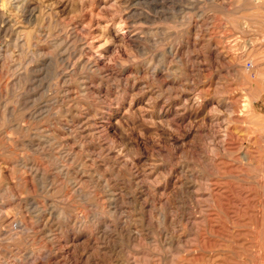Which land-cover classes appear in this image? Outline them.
Returning a JSON list of instances; mask_svg holds the SVG:
<instances>
[{"label":"rangeland","instance_id":"obj_1","mask_svg":"<svg viewBox=\"0 0 264 264\" xmlns=\"http://www.w3.org/2000/svg\"><path fill=\"white\" fill-rule=\"evenodd\" d=\"M105 1L0 0V263L264 264V0Z\"/></svg>","mask_w":264,"mask_h":264},{"label":"bare ground","instance_id":"obj_2","mask_svg":"<svg viewBox=\"0 0 264 264\" xmlns=\"http://www.w3.org/2000/svg\"><path fill=\"white\" fill-rule=\"evenodd\" d=\"M90 1H91V0H90ZM106 1H107V0H106ZM106 1H105V2H106ZM131 1H132V0H131ZM151 1H152V0H151ZM123 2H124V1H123ZM125 2H127V0H126ZM244 2L246 3V1H244ZM86 3H88V1H87ZM245 3H244V4H245ZM106 4H107V3H106ZM122 4H123V3H122ZM109 6H110V5H109ZM120 6H121V5H120ZM246 6H247V5H246ZM87 7H88V6H87ZM247 7H248V6H247ZM250 8H251V7H250ZM250 8H249V9H250ZM102 9H103V8H102ZM34 12H35V10H34ZM134 12H135V11H134ZM134 12H133V13H134ZM30 14H31V13H30ZM32 15H33V14H32ZM103 15H104V14H103ZM97 20H98V19H97ZM125 20H126V19H125ZM124 23H125V22H124ZM122 28H123V27H122ZM125 28H126V26H125ZM125 28H124V29H125ZM118 29H119V28H118ZM67 30H68V29H67ZM146 31H147V30H146ZM127 32H128V30H127ZM134 32H135V31H134ZM76 33H77V32H76ZM124 33H125V32H124ZM129 33H130V32H129ZM137 33H138V32H137ZM70 34H71V33H70ZM70 34H69L68 37H70ZM125 34H126V33H125ZM132 34H133V33H132ZM127 35H128V34H127ZM75 36L78 37L77 35H75ZM133 36L135 37L136 35H133ZM137 36H138V35H137ZM140 36H142V35H140ZM195 36H196V35H195ZM68 37H67V38H68ZM73 37H74V36H73ZM121 37H122V36H121ZM26 38H27V37H26ZM58 38H59V37H58ZM67 38H66V40L63 39L64 41L61 39L63 42H62V43L59 42V46H58V47H61V45H62V44L64 45V43L67 44V43L69 42ZM70 38H71V37H70ZM70 38H69V39H70ZM126 38H127V37H126ZM131 38H132V37H131ZM162 38H163V37H162ZM71 39H72V38H71ZM71 39H70V40H71ZM77 39H78V38H77ZM83 39H84V38H83ZM139 39H140V38H139ZM57 40H60V39H57ZM61 40H60V41H61ZM78 40H79V39H78ZM86 40H87V39H86ZM91 40H92V39H91ZM91 40H90V41H91ZM131 40H135V39H131ZM136 40H137V39H136ZM136 40H135V41H136ZM76 41H77V40H76ZM87 41H88V40H87ZM70 42H71V41H70ZM70 42H69V43H70ZM73 42H75V41H73ZM83 42H84V41H83ZM129 42H130V41H129ZM86 43H87V42H86ZM133 43H134V42H133ZM139 43H140L141 45H143V44L141 43V40H140ZM60 44H61V45H60ZM71 44H72V43H71ZM81 44H82V42H81ZM134 44H135V43H134ZM134 44H133V45H134ZM69 45H70V44H69ZM82 45H83V44H82ZM85 45H86V44H85ZM89 45H90V44H89ZM138 45H139V44H138ZM74 46H75V45H74ZM77 46H78V45H77ZM93 46H94V45H93ZM134 46H135V45H134ZM139 46H140V45H139ZM54 47H55V46H54ZM80 47H81V46H80ZM87 47H88V46H87ZM63 48H64V47H63ZM84 48H85V47H84ZM138 48H139V47H138ZM67 49H68V48H67ZM71 49H72V47H71ZM74 49H75V48H74ZM79 49H80V48H79ZM81 49H83V48L81 47ZM95 49H96V48H95ZM134 49H136V48H134ZM56 50H59V49L57 48ZM56 50H55V51H56ZM62 50H63V49H62ZM85 50L89 51V50H91V49L88 50V48H87V49H85ZM204 50H205V49H204ZM87 51L85 52V54L89 55V54L87 53ZM92 51H93V50H92ZM29 52H30V51H29ZM29 52H28V53H29ZM42 52H44V51H42ZM63 52H64V51H63ZM66 52H68V51H66ZM83 52H84V51H83ZM94 52H96V50H94ZM99 52H100V51H99ZM54 53H55V52H53V53H51V54H54ZM68 53H70V51H69ZM72 53H73V52H72ZM76 53H77V52H76ZM90 53H91V52H90ZM92 53H93V52H92ZM92 53H91V54H92ZM59 54L61 55V53H59ZM70 54H71V53H70ZM79 54H80V52H79ZM82 54H83V53H82ZM96 54H98V53H96ZM68 55H69V54H68ZM68 55H67V56H68ZM63 56H64V55H63ZM98 56H99V55H98ZM98 56H97V57H98ZM54 57H57V56H54ZM58 57H59V56H58ZM58 57H57V58H58ZM68 57H69V56H68ZM49 58H50V56H49ZM66 58H67V57H66ZM51 59H52V58H51ZM55 59H56V58H55ZM59 59H60V58H59ZM68 59H69V58H68ZM99 59H100V58H99ZM99 59H98V60H99ZM218 59H219V58H218ZM53 60H54V58H53ZM57 60H58V59H57ZM87 60H88V59H87ZM100 60H101V59H100ZM195 60H196V59H195ZM93 61H94V60H93ZM235 62H236V61H235ZM81 63H82V62H81ZM83 63H84V62H83ZM83 63H82V64H83ZM95 63H96V61H95ZM101 63H102V62H101ZM82 64H81V65H82ZM97 64H98V63H97ZM140 64H141V63H140ZM100 65H101V64H100ZM102 65H103V64H102ZM251 65H252V64H251ZM89 66H90V64H89ZM94 66H95V65H94ZM195 66H196V65H195ZM97 69H98V68H97ZM99 71H100V69H99ZM47 72H48V71H47ZM112 72H113V71H112ZM135 72H136V71H135ZM188 72H189V71H188ZM198 72H199V71H198ZM104 73H105V72H104ZM104 73H103V74H104ZM178 73H179V72H178ZM28 74H29V72H28ZM68 74H69V73H68ZM146 74H147V73H146ZM116 75H117V74H116ZM116 75H115V76H116ZM157 75H158V74H157ZM109 76H110V75H109ZM161 76H162V75H161ZM169 76H170V75H169ZM32 77H33V76H32ZM52 77H53V76H52ZM82 77H83V76H82ZM195 77H196V76H195ZM63 78H64V77H63ZM84 78H85V77H84ZM112 78H113V77H112ZM34 79H35V78H34ZM78 79H80V78H78ZM263 79H264V78H263ZM63 80H64V79H63ZM80 80H81V79H80ZM83 80H84V79H83ZM83 80H81V81H82V82H81V86H82ZM113 80H114V79H113ZM113 80H112V81H113ZM191 80H192V79H191ZM126 81H127V80H126ZM85 82H86V78H85ZM100 83H101V81H100ZM87 85H88V84H87ZM202 89H203V88H202ZM105 90H106V89H105ZM100 91H101V89H100ZM104 94H105V93H104ZM33 98H34V97H33ZM61 99H62V97H61ZM107 106H108V104H107ZM65 110H66V109H65ZM39 111H40V110H39ZM74 112H75V111H74ZM78 113H79V112H78ZM78 113H77V114H78ZM80 116H81V115H80ZM101 118H102V117H101ZM66 121H67V120H66ZM89 123H90V122H89ZM71 128H72V127H71ZM106 128H107V127H106ZM89 131H90V130H89ZM91 131H92V130H91ZM222 132H223V131H222ZM99 134H100V133H99ZM74 135H75V134H74ZM43 137H44V136H43ZM86 137H87V136H86ZM229 137H230V136H228V138H229ZM231 137H233V136H231ZM228 138H227V139H228ZM221 140H222V139H221ZM230 140H231V139H230ZM30 141H31V140H30ZM36 141H37V140H36ZM211 141H212V140H211ZM224 141H225V140H224ZM228 141H229V140H228ZM37 142H38V141H37ZM231 142H232V141H231ZM231 142H230V143H231ZM235 142H236V141H235ZM30 143H31V142H30ZM73 143H74V142H73ZM81 143H82V142H81ZM218 143H219V142H218ZM57 144H58V143H57ZM226 144H227V142H226ZM35 146H36V145H35ZM39 146H40V145H39ZM78 146H79V145H78ZM211 146H212V145H211ZM229 146H230V145H229ZM103 147H104V146H103ZM213 147H214V146H213ZM33 148H35V147L33 146ZM94 149H95V148H94ZM250 150H251V149H250ZM250 150H249V151H250ZM252 151H253V150H252ZM99 153H100V152H99ZM244 153H246V152H244ZM13 154H14V153H13ZM201 154H202V153H201ZM246 154H249V153L247 152ZM219 155H220V154H219ZM243 155H244V154H243ZM71 157H72V156H71ZM238 157H239V156H238ZM246 157H247V156H246ZM246 157H245V158H246ZM201 158H202V157H201ZM248 158H249V157H248ZM248 158H246V159H248ZM250 158H251V157H250ZM11 159H13V158H11ZM107 159H108V158H107ZM255 160H257V159H255ZM16 161H17V160H16ZM16 161H15V162H16ZM35 161H36V160H35ZM221 161H222V160H221ZM255 162H256V161H255ZM257 162H258V161H257ZM25 163H26V162H25ZM25 163H24V164H25ZM263 163H264V162H263ZM39 164H40V163H39ZM218 164H219V162H218ZM21 165H22V164H21ZM40 165H41V164H40ZM92 165H94V164H92ZM27 166H28V165H27ZM27 166H26V167H27ZM30 166H31L32 168H35L34 170H37V171L40 170L39 165L36 164V163L34 164V163L32 162V164H30L28 167H30ZM257 166H258V165H257ZM257 166H256V167H257ZM23 167H24V165H23ZM235 167H236V166H235ZM261 167H263V166H261ZM247 168H248V167H247ZM41 169H42V168H41ZM257 169L259 170V167H258ZM29 170H30V169H29ZM43 170H44V169H43ZM261 170H262V169H261ZM263 170H264V169H263ZM27 171H28V169H27ZM40 171H41V170H40ZM229 171H230V170H229ZM33 172H35V171H33ZM94 172H95V171H94ZM41 173H42V172H41ZM95 173H96V172H95ZM39 175H40V173H39ZM236 175H237V174H236ZM36 176L38 177V175H36ZM103 176H104V175H103ZM41 177H42V176H41ZM115 177H116V176H115ZM261 177H262V176H261ZM26 178H27V177H26ZM47 178H48V177H47ZM99 178H100V177H99ZM206 178H207V177H206ZM240 178H243V177H240ZM78 179H79V178H78ZM261 179H262V178H261ZM261 179H260V180H261ZM26 180H27V179H26ZM41 180H42V178H41ZM82 180H83V179H82ZM245 180H246V179H245ZM260 180H258V181H260ZM263 180H264V176H263ZM103 181H104V180H103ZM101 182H102V181H101ZM101 182H100V183H101ZM105 182H106V180H105ZM43 183H45V182H43ZM102 183H104V182H102ZM106 183H107V182H106ZM106 183H105V184H106ZM221 183H223V182H221ZM262 183H263V182H262ZM22 184H23V183H22ZM25 184H26V183H25ZM30 184H31V183H30ZM74 184H75V183H74ZM79 184H80V183H79ZM215 184H216V183H215ZM62 185H63V184H62ZM233 185H234V184H233ZM245 185H246V184H245ZM259 185H260V184L258 183V186H259ZM23 186H24V185H23ZM23 186H22V187H23ZM103 186H104V185H103ZM108 186H109V185H108ZM208 186H209V185H208ZM214 186H215V185H214ZM214 186H213V187H214ZM235 186H236V185H235ZM135 187H136V186H135ZM232 187H233V186H232ZM245 187H246V186H245ZM262 187H263V186H262ZM105 188H106V187H105ZM196 188H197V187H196ZM241 188H243V187H241ZM247 188H248V187H247ZM263 188H264V187H263ZM24 189H25V188H24ZM48 189H49V188H48ZM235 189H236V188H235ZM235 189H234V190H235ZM245 189H246V188H245ZM245 189H244V190H245ZM104 190H106V189H104ZM211 190H212V189H211ZM225 190H226V189H225ZM234 190H233V191H234ZM239 190H240V189H239ZM242 190H243V189H242ZM252 190H253V189H252ZM3 191H4V190H3ZM79 191H80V190H79ZM115 191H116V190H115ZM245 191H246V190H245ZM247 191H248V189H247ZM122 192H123V191H122ZM220 192H221V191H220ZM258 192H259V191H258ZM261 192H262V191H261ZM108 193H109V192H108ZM212 193H213V192H212ZM216 193H217V192H216ZM218 193H219V192H218ZM221 193H222V192H221ZM249 193H250V191H249ZM249 193H248V194H249ZM64 194H65V193H64ZM67 194H68V193H67ZM141 194H142V193H141ZM190 194H191V193H190ZM225 194H226V193H225ZM15 195H16V194H15ZM91 195H92V194H91ZM213 195H214V194H213ZM216 195H217V194H216ZM221 195H223V194H221ZM235 195H236V194H235ZM252 195H253V194H252ZM210 197H211V196H210ZM243 197H244V196H243ZM247 197H248V196H247ZM250 197H251V196H250ZM14 198H15V197H14ZM33 198H34V197H33ZM213 198H214V197H213ZM223 198H224V197H223ZM12 199H13V198H12ZM218 199H219V198H218ZM221 199H222V198L219 199V201H220V203H219L220 206H222V205L224 204V203H222L223 201H221ZM243 199H244V198H243ZM245 199H246V198H245ZM33 200H34V199H33ZM33 200H32V201H33ZM53 200H54V199H53ZM210 200H211V199H210ZM237 200H238V199H237ZM248 200H249V199H248ZM248 200H247V201H248ZM11 201H12V200H11ZM11 201H10V203H11ZM13 201H14V200H13ZM16 201H18V199H17ZM16 201H15V202H16ZM19 201L21 202V201H23V199H21V200H19ZM27 201H28V200H27ZM30 201H31V200H30ZM47 201H48V199H47ZM55 201H56V200H55ZM212 201H213V200H212ZM33 202H34V201H33ZM226 202H227V201H226ZM21 203H22V202H21ZM30 203H31V202H30ZM215 203H216V202H215ZM237 203H238V202H237ZM14 204H16V203H14ZM31 204H32V203H31ZM33 204H34V203H33ZM35 204H36V203H35ZM212 204H213V203H212ZM221 204H222V205H221ZM234 204H235V203H234ZM19 205H20V204H19ZM19 205H18V206H19ZM23 205H25V203H23ZM114 205H115V204H114ZM117 205H118V204H117ZM205 205H206V204H205ZM226 205H227V203H226ZM243 205H244V204H243ZM115 206H116V205H115ZM223 206H224V205H223ZM241 206H242V205H241ZM58 207H60V206H58ZM116 207H117V206H116ZM243 207H244V206H243ZM61 208H62V207H61ZM229 208H230V207H229ZM55 209H56V208H55ZM62 209H63V208H62ZM169 210H170V209H169ZM212 210H213V209H212ZM224 210H225V209H224ZM47 211H48V210H47ZM57 211H58V210H57ZM209 211H210V210H209ZM221 211H222V210H221ZM227 211L230 212V210H227ZM58 212H59V211H58ZM229 212H228V213H229ZM236 212H237V211H236ZM25 213H26V212H25ZM55 213H56V212H54V214H55ZM57 214H58V213H57ZM230 214H231V213H230ZM230 214H229V215H230ZM2 215H3V214H2ZM4 215H5V214H4ZM229 215H228V216H229ZM245 215H246V214H245ZM127 216H128V215H127ZM209 216H210V215H209ZM74 217H75V216H74ZM212 217H213V216H212ZM71 218H72V217H71ZM148 218H149V217H148ZM214 218H215V217H214ZM232 218H233V217H232ZM10 220H11V219H10ZM69 220H70V219H69ZM74 220H75V218H74ZM107 220H109V219H107ZM198 220H199V219H198ZM150 221H151V220H150ZM216 221H217V220H216ZM4 222H5V221H4ZM69 222H70V221H69ZM73 222H74V221H73ZM119 222H120V221H119ZM211 222H212V221H211ZM211 222L209 221V223H211ZM21 223H22V222H21ZM71 223H72V222H71ZM71 223H70V224H71ZM106 223H107V222H106ZM221 223H222V222H221ZM1 224H2V223L0 222V230H1ZM11 224H12V223H11ZM22 224H23V223H22ZM120 224H121V223H120ZM122 224H124V223H122ZM126 224H127V223L125 222V225H126ZM204 224H205V223H204ZM231 224H233V223H231ZM209 225H210V224H209ZM8 226H9V225H8ZM46 226H48V225H46ZM73 226H74V224H73ZM101 226H102V225H101ZM105 226H107V225L105 224ZM118 226H119V225H118ZM6 227H7V226H6ZM21 227H22V225H21ZM119 227L121 228V226H119ZM210 227H211V226H210ZM11 228H12V227H11ZM34 228H35V227H34ZM47 228H48V227H46V229H47ZM66 228H67V227H66ZM13 229H14V228H13ZM17 229H18V228H17ZM77 229H78V228H77ZM121 229H122V228H121ZM215 229H216V228H215ZM35 230H36V229H35ZM128 230H129V228H128ZM220 230H221V229H220ZM2 232H4L5 235H6V233H7V234H8V233L10 234V233H11V229H7V230H4V231H3V229H2ZM16 232H17V231H16ZM16 232H14V233H16ZM43 232H44V231H43ZM210 232H211V230H210ZM0 233H1V232H0ZM71 233H72V232H71ZM80 233H83V232H80ZM216 233H217V232H216ZM216 233H215V234H216ZM238 233H239V232H238ZM12 234H13V232H12ZM16 234H17V233H16ZM42 234H45V233H42ZM89 234H90V233H89ZM107 234H108V233H107ZM212 234H213V233H212ZM215 234H214V235H215ZM218 234H219V233H218ZM241 234H242V233H241ZM27 235H28V234H27ZM1 236H2V235H1ZM6 236H7V235H6ZM11 236H12V235H11ZM14 236H15V235H13V237H14ZM87 236H88V235H87ZM87 236H86V237H87ZM120 236H121V235H120ZM223 236H224V235H223ZM71 237H73V236H71ZM6 238H8V237H6ZM73 238H74V237H73ZM1 239H3V238H1ZM115 239H116V238H115ZM204 239H205V238H204ZM3 240H4V239H3ZM5 240H6V239H5ZM17 240H18V239H17ZM207 240H208V239H207ZM6 241H7V240H6ZM15 241H16V239H15ZM45 241H46V240H44V242H45ZM69 241H70V240H69ZM77 241H78V240H77ZM51 242H52V241H51ZM51 242H50V244H51ZM73 242H74V241H73ZM177 242H178V241H177ZM205 242H206V241H204L203 244H205ZM207 242H208V241H207ZM213 242H214V241H213ZM48 243H49V242H48ZM74 243H75V242H74ZM74 243H73V244H74ZM115 243H116V241H115ZM209 243H210V242H209ZM10 244H11V243H10ZM15 244H16V243H14L13 245H15ZM42 244H43V243H42ZM52 244H53V243H52ZM52 244H51V245H52ZM76 244H77V243H76ZM103 244H104V243H103ZM203 244H202V245H203ZM207 244H208V243H207ZM217 244H219V243H217ZM51 245H50V246H51ZM53 246H54V244H53ZM90 246H91V245H90ZM41 247H42V246H41ZM93 247H94V246H93ZM105 247H106V246H105ZM203 247H204V246H203ZM209 247H210V245H209ZM217 247H218V246H217ZM96 248H97V247H96ZM113 249H114V248H113ZM33 251H34V249H33ZM52 251H53V250H52ZM55 251H56V249H55ZM4 252H5V251H4ZM31 252H32V251H31ZM31 252H30V253H31ZM48 252H49V251H48ZM236 252H237V251H236ZM53 253H54V252H53ZM43 256H44V255H43ZM50 256H51V255H50ZM33 257H34V256H33ZM44 257H45V256H44ZM72 257H73V256H72ZM218 257H219V256H218ZM5 258H6V257H5ZM56 258H57V257H56ZM58 258H59V257H58ZM60 258H61V257H60ZM60 258H59V259H60ZM215 258H216V257H215ZM43 259H44V258H43ZM43 259H41V257L38 255V256H36V257L34 258V261H33V262L31 261V262H32V264H43V263H42V260H43ZM52 259H53V258L50 257V258H49V261L52 260ZM189 259H190V258H188V260H189ZM191 260H192V259H191ZM44 261H45V260H44ZM31 262H30V263H31ZM63 262H64V261H63ZM50 263H51V262H50ZM57 263H58V262H57ZM61 263H62V262H61ZM233 263H234V262H233ZM0 264H1V263H0ZM180 264H181V263H180ZM245 264H246V263H245Z\"/></svg>","mask_w":264,"mask_h":264}]
</instances>
